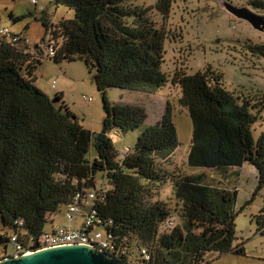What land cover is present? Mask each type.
<instances>
[{"label":"trees","instance_id":"trees-1","mask_svg":"<svg viewBox=\"0 0 264 264\" xmlns=\"http://www.w3.org/2000/svg\"><path fill=\"white\" fill-rule=\"evenodd\" d=\"M130 1L53 0L74 17L52 27L49 56L55 63L82 62L92 75L105 113L98 134L82 125L62 95L51 99L36 86L41 51L35 58L22 34H0V260L12 254L14 235L36 239L57 219H66L77 196L86 199L92 192L94 204H81L99 215L90 230L109 235L107 252L120 264H210L213 254L216 259L246 256L244 243L236 244V219L243 212L236 211L237 191L210 184L206 173L168 176L159 167L180 146L170 105L153 125L146 123L141 107L115 105L108 98L113 89L151 94L169 83L162 73L166 30ZM183 1L158 0L155 9L166 20ZM251 3L264 10L263 0ZM30 16L10 19L16 24ZM246 50L264 59V44ZM171 83L180 89L179 103L193 126L189 167L221 175L233 170L238 178L234 169L250 165L257 174L256 192L262 191L264 133L256 138L253 128L264 100L229 92L222 74L211 68L194 75L177 71ZM113 131L139 132L129 152L118 150ZM92 147L96 157L91 161ZM166 180L172 182L181 224L176 225L166 204L149 200L150 186ZM83 218L78 217V224ZM256 222L264 235V209Z\"/></svg>","mask_w":264,"mask_h":264},{"label":"rangeland","instance_id":"rangeland-1","mask_svg":"<svg viewBox=\"0 0 264 264\" xmlns=\"http://www.w3.org/2000/svg\"><path fill=\"white\" fill-rule=\"evenodd\" d=\"M158 0H131L129 4L142 10H148V18L158 29H165V59L162 73L168 76L169 83L165 88L151 94L142 92L121 91L108 92L109 100L115 105L141 107L147 113V124H156L162 119L167 104L172 109L180 146L169 160L159 163L165 174L197 175L206 173L210 184L228 190L237 191L236 236L238 243H244L246 256L226 255L216 259V254L208 257L210 264H264V235L257 232L256 218L264 209V189L256 192L257 174L254 167L244 165L237 171L240 177H234V171L219 174L214 170L191 168L187 163L191 147L192 122L188 111L179 99L181 92L171 83L177 71L188 75L211 68L223 76V85L229 92L253 100H264V59L252 57L246 46L264 44V31L254 29L249 23L238 20L223 9V0H184L174 7L169 19L155 9ZM254 0H226L237 7L249 6L253 11L264 15V10L255 9ZM261 1V0H260ZM264 1V0H263ZM31 15L23 22L14 24L10 15L20 17ZM45 14V15H44ZM43 15L48 20V29L42 25ZM74 12L65 7H57L53 0H0V30H9L12 34H22L27 40L29 53L35 58L36 51H41V65L36 71V86L42 89L51 99L62 95V102L76 116L82 125L92 133L102 130L105 117L102 95L97 90L92 75L82 62L55 63L49 56L48 45H53L52 27L60 21L72 19ZM28 29L25 30V27ZM55 82V88L52 87ZM91 99V101H89ZM255 137L264 133V111L253 128ZM139 132L121 135L117 131L111 138L118 150L125 152L134 146ZM96 151L92 147L87 158L93 160ZM99 180V186H103ZM105 183V182H104ZM159 186V187H158ZM153 190L151 203L162 202L173 212L176 225L181 224L180 216L175 212L177 204L174 199L172 182L166 180L164 185L150 186ZM79 221V220H78ZM72 226L66 219L59 218L55 226ZM52 225L45 228L46 231ZM10 253V248L8 249ZM2 248H0V255Z\"/></svg>","mask_w":264,"mask_h":264},{"label":"built area","instance_id":"built-area-1","mask_svg":"<svg viewBox=\"0 0 264 264\" xmlns=\"http://www.w3.org/2000/svg\"><path fill=\"white\" fill-rule=\"evenodd\" d=\"M9 30H0V34L7 35ZM18 38H15L16 41ZM55 82H53L52 87L55 88ZM91 101V99H89ZM96 195L92 192L88 197L82 198L77 196L73 204L68 205V213L66 215V220L73 224L72 226H55L52 224L48 231H45L36 239H28L20 236L14 235L12 238V254L8 255L9 257H15L19 255H28L37 251L63 247V246H90L94 249L107 253L110 257L114 258L118 263V259L114 256H111L109 252L110 242L109 235L107 233L91 231L90 227L98 220L96 211L88 213L87 209L83 208L81 204L85 207H90L91 202L95 200ZM92 202V205L94 204ZM83 216L84 218L78 224V217ZM21 237V238H20ZM24 242L27 244H24ZM144 258H148V253L146 250L142 251ZM5 259V258H4ZM130 262H132L130 260ZM128 262V264H133ZM120 264V263H119Z\"/></svg>","mask_w":264,"mask_h":264},{"label":"water","instance_id":"water-1","mask_svg":"<svg viewBox=\"0 0 264 264\" xmlns=\"http://www.w3.org/2000/svg\"><path fill=\"white\" fill-rule=\"evenodd\" d=\"M223 9L238 20L249 23L254 29L264 31V15L251 7H237L223 0ZM53 102H55L53 100ZM0 264H119L107 253L90 246H63L37 251L28 255L0 260Z\"/></svg>","mask_w":264,"mask_h":264}]
</instances>
